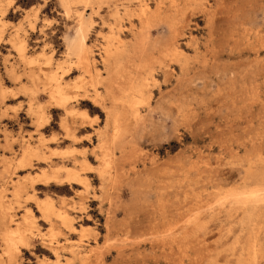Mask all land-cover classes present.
<instances>
[{"label": "rangeland", "instance_id": "1", "mask_svg": "<svg viewBox=\"0 0 264 264\" xmlns=\"http://www.w3.org/2000/svg\"><path fill=\"white\" fill-rule=\"evenodd\" d=\"M0 264H264V0H0Z\"/></svg>", "mask_w": 264, "mask_h": 264}, {"label": "bare ground", "instance_id": "2", "mask_svg": "<svg viewBox=\"0 0 264 264\" xmlns=\"http://www.w3.org/2000/svg\"><path fill=\"white\" fill-rule=\"evenodd\" d=\"M84 1H87L88 3L92 4L94 0H84ZM63 3L65 4L66 7L69 6V0H63ZM144 3V2H143ZM116 13L114 14V18H115V21H116V24L120 22V19H121V15H120V12L119 10L116 8L115 9ZM144 13L143 14H146V11H143ZM90 28H91V21H87L86 19L84 18H81L80 21H79V26H78V29H77V34H76V38L72 41V52L74 54V56L76 57V63L78 66H83L86 70H88L87 72H90L89 69L92 65V51L90 49V47L88 46L87 44V39H88V35H89V31H90ZM122 28V27H121ZM112 35V34H111ZM113 38L115 37L114 40H119L118 37H116L114 34L112 36ZM110 37V39L112 38ZM112 38V39H113ZM109 39V38H108ZM121 42V41H120ZM119 42V43H120ZM121 44V43H120ZM114 44H109L108 47L106 48V61L109 63V64H112L113 67L115 66H118L119 65V60H120V57L123 55V52H120L119 50L121 49V47L119 48H113ZM72 55V54H71ZM48 63V62H47ZM94 63V62H93ZM66 64V63H65ZM47 66V65H46ZM65 66V65H64ZM64 70V69H63ZM66 71V70H65ZM64 71V72H65ZM70 71V70H69ZM68 72V70H67ZM55 74V73H54ZM92 74V73H91ZM60 75V74H59ZM55 75H53L52 77H54ZM58 76V75H56ZM55 76V77H56ZM100 77V75L97 73L96 75L92 76L91 77V87L92 86H95L97 80H99L98 78ZM54 79V78H53ZM59 79V78H58ZM57 79V80H58ZM56 80V78H55ZM60 80V79H59ZM145 81L148 82V80H143V83H140L136 86L133 87V91H135L136 93L138 94H141L145 88H146V84H145ZM52 83V82H50ZM54 83V82H53ZM84 83V79H81V81L75 83V88L77 89H82L83 88V84ZM58 84V83H57ZM62 84V82H61ZM53 85V84H52ZM56 85V84H55ZM90 85V84H89ZM54 88V87H53ZM93 88V87H92ZM54 90V89H53ZM94 91H95V94L91 97L93 102L95 103H98L99 102V98L101 97V95H99V92L98 90H96V88H94ZM52 94V97H53V100L54 102L56 103L57 107H60V108H66V109H69L68 108V105L69 103H71V101H75V100H78V97L79 95L78 94H72V95H69V94H66L64 92V89L62 88L61 85H57L55 87V90L53 91ZM84 98H89V95H82ZM101 100V99H100ZM135 100V98H134ZM140 100V99H139ZM119 101V100H118ZM117 101V102H118ZM142 101V99H141ZM84 102V101H83ZM138 103V101H137ZM100 104V103H99ZM141 104V102L139 103ZM138 104V105H139ZM129 106H131L132 108H134V102L133 103H130L129 101ZM74 111V110H73ZM78 111V110H77ZM76 111V112H77ZM71 112V111H70ZM75 112V111H74ZM84 112V111H83ZM78 114V112H77ZM77 114H74L72 113V118H75L77 119L78 118V115ZM80 118H83V119H91L87 113H83V115L80 117ZM43 119V118H41ZM47 119V118H46ZM65 121V120H63ZM39 122V121H38ZM64 124V123H63ZM65 128V131L67 133V136L68 138H72V139H76V136L74 135V133L72 132L71 129H69L68 125L64 127ZM117 130V129H116ZM44 145V144H43ZM45 158V157H44ZM86 167V166H85ZM84 168V167H83ZM65 169L67 170V177H66V180L68 181V183H74L76 181H80L81 179V176L77 173L76 169H73V168H67L65 167ZM87 169L88 166H87ZM63 176V174H62ZM54 180H59L60 181V177H58L57 175H55L54 177ZM66 181V182H67ZM82 181V180H81ZM61 182V181H60ZM84 182V181H83ZM48 183V182H47ZM50 183V182H49ZM82 183V182H81ZM59 185V184H58ZM21 186V185H19ZM81 186V185H80ZM84 187V186H83ZM20 188V187H19ZM20 190V189H19ZM22 190V189H21ZM20 190V191H21ZM24 190V189H23ZM249 192V191H248ZM254 192V191H253ZM257 192V191H256ZM259 192V191H258ZM19 193V192H18ZM237 193V192H236ZM244 194V193H243ZM246 194V193H245ZM251 194V193H250ZM257 195H259L260 193H256ZM238 195V194H237ZM241 195V194H240ZM254 195V193H253ZM263 195V194H262ZM235 196V195H234ZM241 196H244V195H241ZM241 196L239 198H241ZM253 197V196H252ZM251 197V198H252ZM254 197H257L254 195ZM238 198V199H239ZM243 198V197H242ZM241 198V199H242ZM262 198V197H261ZM237 200V198H235ZM245 199V198H244ZM247 199V198H246ZM260 199V197H259ZM248 200V199H247ZM250 200V199H249ZM252 200V199H251ZM250 200V201H251ZM245 201V200H244ZM256 201H258V199H256ZM51 202V201H50ZM240 202V201H239ZM247 202V201H246ZM252 202L254 203V200H252ZM53 203V201H52ZM249 203V201H248ZM260 203V202H259ZM237 204V203H236ZM239 204V203H238ZM255 204V203H254ZM242 205V202L241 204ZM245 205V204H243ZM258 205V204H257ZM261 206V205H260ZM259 207V206H258ZM262 207V206H261ZM256 208V207H255ZM260 208V207H259ZM55 209V206L53 204H48V207L46 208V211H51L53 212ZM250 209V208H249ZM253 209V208H252ZM243 210V209H242ZM248 211V210H247ZM252 212L251 210L248 212L250 213ZM255 212V210H254ZM56 213V212H55ZM61 213V212H60ZM45 215V214H44ZM47 215V214H46ZM53 215V214H52ZM58 215V214H57ZM254 215V214H253ZM60 216H63V214H61ZM65 216V215H64ZM69 217V216H68ZM64 219V217H62ZM29 218H25V220L27 221V225L25 226V228L28 226L29 229L32 228L33 226V223L28 221ZM72 219V218H71ZM67 223V225H71V220L69 218H66L64 219ZM64 223V222H63ZM71 227V226H70ZM27 228V230H28ZM74 228V227H73ZM71 228V229H73ZM70 230V229H69ZM11 233H8L7 235H9ZM15 235V234H14ZM19 235V234H18ZM12 237V236H11Z\"/></svg>", "mask_w": 264, "mask_h": 264}]
</instances>
